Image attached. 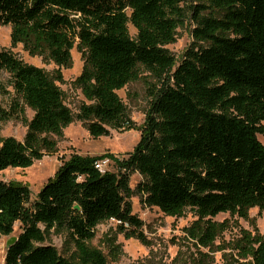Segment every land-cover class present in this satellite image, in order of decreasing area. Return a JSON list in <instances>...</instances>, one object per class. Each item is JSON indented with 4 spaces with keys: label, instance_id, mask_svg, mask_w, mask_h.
Instances as JSON below:
<instances>
[{
    "label": "trees",
    "instance_id": "obj_1",
    "mask_svg": "<svg viewBox=\"0 0 264 264\" xmlns=\"http://www.w3.org/2000/svg\"><path fill=\"white\" fill-rule=\"evenodd\" d=\"M185 17L194 39L175 63L165 45ZM0 24L11 25L13 46L59 66H70L76 45L84 58L76 83L88 101L74 114L55 79L0 47V72L33 111L22 141L0 134V170L54 153L56 137L74 120L93 137L131 127L116 91L141 69L158 81L140 138L116 159L115 171L97 167L102 156L74 154L34 198L25 184L0 179V234H11L16 222L21 229L5 264H107L86 244L107 219L143 239L129 200L134 171L143 178L137 190L146 205L176 216L195 209V233L205 217L264 210V145L257 137L264 136V0H0ZM16 111L0 107V131ZM52 229L68 232L79 262L45 243ZM215 238L208 228L202 242ZM235 249L239 264H264V233L244 231Z\"/></svg>",
    "mask_w": 264,
    "mask_h": 264
},
{
    "label": "rangeland",
    "instance_id": "obj_2",
    "mask_svg": "<svg viewBox=\"0 0 264 264\" xmlns=\"http://www.w3.org/2000/svg\"><path fill=\"white\" fill-rule=\"evenodd\" d=\"M127 14H130L129 9ZM192 25L185 17L176 28L175 41L165 45L174 56L175 63H178L194 39ZM127 26L130 36L134 38L135 27L131 22ZM11 29L9 24H0V47L10 50L27 64L42 68L49 77L55 79V84L63 92L64 102L76 114L81 103H88L76 83V78L84 66V58L78 47L75 45L71 50L70 66H59L44 56L30 55L21 43L13 46L10 39ZM57 73L60 74V80H56ZM0 84V107L7 110L13 106L18 108L12 119L1 123L0 134L22 141L27 130V121L32 117L33 111L23 104L11 85L9 74L4 71L0 72ZM157 84L154 76L141 69L137 80L116 91L126 106L131 127L109 128L108 135L93 137L83 122L74 120L63 128L61 137H56L57 147L54 153L45 154L26 167L2 169L0 179L25 184L31 191V198H34L71 155L102 156L96 160L97 167L101 171H115L116 159L126 158L140 138L152 99L150 89ZM15 114H18L17 117ZM257 137L264 145V136L257 134ZM142 180L137 171L130 174L132 194L129 200L132 213L142 222L143 239L133 234L131 227L124 225L123 229L115 219H107L96 225L94 237L86 243L100 250L107 264H239L244 260L238 256L235 243L242 233L252 232L254 228L264 233V210L257 207L251 208L246 217L229 212L205 217L200 220L201 229L195 233L193 226L198 220L195 209L186 207L176 216L165 214L155 206L146 205L142 193L137 190V185ZM41 227L44 229V226ZM208 228L215 231L216 238L209 245H205L202 241ZM20 230V223L16 222L11 234H0V264H5L7 241L10 237L17 236ZM45 243L53 245L60 254L72 261H80L78 248L66 230L52 229L46 232Z\"/></svg>",
    "mask_w": 264,
    "mask_h": 264
},
{
    "label": "water",
    "instance_id": "obj_3",
    "mask_svg": "<svg viewBox=\"0 0 264 264\" xmlns=\"http://www.w3.org/2000/svg\"><path fill=\"white\" fill-rule=\"evenodd\" d=\"M15 240H16V236L10 237V239L7 241V247H9Z\"/></svg>",
    "mask_w": 264,
    "mask_h": 264
}]
</instances>
